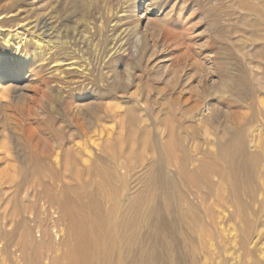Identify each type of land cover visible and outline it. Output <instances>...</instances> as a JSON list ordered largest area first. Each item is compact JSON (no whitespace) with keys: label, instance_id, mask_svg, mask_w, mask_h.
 <instances>
[{"label":"rangeland","instance_id":"rangeland-1","mask_svg":"<svg viewBox=\"0 0 264 264\" xmlns=\"http://www.w3.org/2000/svg\"><path fill=\"white\" fill-rule=\"evenodd\" d=\"M12 66L0 264H264V0H0Z\"/></svg>","mask_w":264,"mask_h":264},{"label":"bare ground","instance_id":"bare-ground-1","mask_svg":"<svg viewBox=\"0 0 264 264\" xmlns=\"http://www.w3.org/2000/svg\"><path fill=\"white\" fill-rule=\"evenodd\" d=\"M25 38V37H24ZM16 39H20V36H19V33L16 34ZM24 40V39H23ZM22 40V41H23ZM10 40L7 39L6 42L8 43ZM10 43V42H9ZM19 44H21V40L20 42H17L16 45L14 43L16 47V50H20V46ZM23 44V43H22ZM19 46V47H18ZM22 47V46H21ZM21 68L19 66H12L10 68H0V104L3 103L1 101V99L4 100H9L11 98V94L12 92L17 88V84H14V83H11V80L12 79H15V78H19L20 80H22L25 76L27 75H24V73H21ZM11 100V99H10ZM6 102V101H5ZM4 102V103H5ZM210 108H207V106H205L203 109L200 110L199 114H198V117H199V120L200 121H204L205 120V117L206 115L210 112L209 110ZM209 110V111H208ZM197 118V117H196ZM254 135V134H253ZM252 138V137H251ZM250 139V138H249ZM254 140V138H253ZM244 142V141H243ZM251 142V141H250ZM253 142V141H252ZM257 143V142H255ZM254 144V143H253ZM253 144H249V145H253ZM258 148V147H257ZM253 149V148H252ZM251 152V151H250ZM249 152V153H250ZM246 159V158H245ZM251 161V160H250ZM234 164V163H233ZM244 168V167H243ZM164 244V246L167 245L166 242H164L163 240L161 241V244ZM169 247V245H167ZM152 250H157L156 247H154ZM146 259H147V262L146 264H150L149 262V253L146 255ZM163 264V263H161ZM165 264H169V263H165ZM176 264V263H175Z\"/></svg>","mask_w":264,"mask_h":264}]
</instances>
